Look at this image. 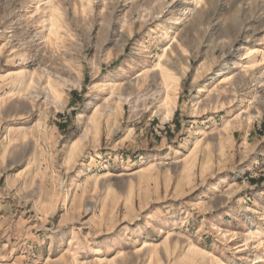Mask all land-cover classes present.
<instances>
[{"label": "rangeland", "instance_id": "1", "mask_svg": "<svg viewBox=\"0 0 264 264\" xmlns=\"http://www.w3.org/2000/svg\"><path fill=\"white\" fill-rule=\"evenodd\" d=\"M0 264H264V0H0Z\"/></svg>", "mask_w": 264, "mask_h": 264}, {"label": "bare ground", "instance_id": "2", "mask_svg": "<svg viewBox=\"0 0 264 264\" xmlns=\"http://www.w3.org/2000/svg\"><path fill=\"white\" fill-rule=\"evenodd\" d=\"M245 51H247V47H245ZM159 72H160V75H161V77H162V80L164 81V88H165V91L168 93L169 92V90H170V88L171 87H169V85H168V83H167V80L168 79H170L169 78V74H168V72H167V70L165 69V68H163L161 65H159ZM165 81H166V83H165ZM12 128V127H11ZM11 130V129H10ZM9 130V131H10ZM12 131V130H11ZM77 184L75 183V181H73V183H72V185H71V188L67 191V197L69 198V197H71V195H72V193H73V190L75 189V186H76Z\"/></svg>", "mask_w": 264, "mask_h": 264}]
</instances>
